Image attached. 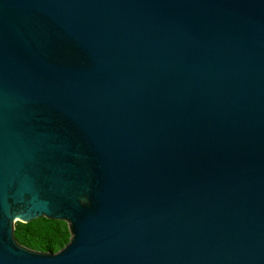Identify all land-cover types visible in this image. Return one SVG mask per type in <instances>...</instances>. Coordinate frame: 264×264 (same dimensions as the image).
<instances>
[{"label": "water", "instance_id": "1", "mask_svg": "<svg viewBox=\"0 0 264 264\" xmlns=\"http://www.w3.org/2000/svg\"><path fill=\"white\" fill-rule=\"evenodd\" d=\"M0 264H264V0H0Z\"/></svg>", "mask_w": 264, "mask_h": 264}, {"label": "trees", "instance_id": "2", "mask_svg": "<svg viewBox=\"0 0 264 264\" xmlns=\"http://www.w3.org/2000/svg\"><path fill=\"white\" fill-rule=\"evenodd\" d=\"M14 237L26 248L55 253L69 242L70 232L65 221L40 217L27 223L16 221Z\"/></svg>", "mask_w": 264, "mask_h": 264}]
</instances>
